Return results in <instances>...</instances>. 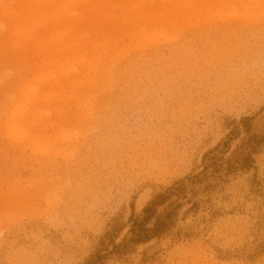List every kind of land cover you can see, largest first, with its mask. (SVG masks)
I'll return each instance as SVG.
<instances>
[{
  "label": "rangeland",
  "instance_id": "1",
  "mask_svg": "<svg viewBox=\"0 0 264 264\" xmlns=\"http://www.w3.org/2000/svg\"><path fill=\"white\" fill-rule=\"evenodd\" d=\"M103 1L76 21L72 46L89 36L103 55L80 86L59 74L71 58L55 34L23 48V32L0 33V264H84L98 250L104 264H264V0ZM50 70L68 97L17 141L2 125L15 93ZM256 142L253 166L229 171ZM177 182L185 193L157 211L170 228L131 245Z\"/></svg>",
  "mask_w": 264,
  "mask_h": 264
},
{
  "label": "bare ground",
  "instance_id": "2",
  "mask_svg": "<svg viewBox=\"0 0 264 264\" xmlns=\"http://www.w3.org/2000/svg\"><path fill=\"white\" fill-rule=\"evenodd\" d=\"M82 1V2H81ZM0 0V33L3 31V26L6 25L8 29V35L12 39L18 38L23 32L24 46L27 47V43L30 42L44 47L48 44V36L55 34L56 47L58 51H65L70 55L68 59L62 65L59 74H64L66 80L64 83H68L71 86H80V82L76 78L84 71L89 74L98 73L100 62L103 55L93 57L95 54V47L98 46V40L89 38V41L83 42L79 40L80 45H84L89 52L85 55L82 54V48L72 46L75 40H78L79 28L76 25L77 19L81 21L85 19V22L90 20V15L96 10L98 6L104 3L103 0ZM79 2H81L80 5ZM136 12L140 14L142 11L136 8ZM70 22H74V25L70 26ZM121 29H119L121 33ZM78 31L79 33L75 32ZM88 32V31H87ZM86 32V33H87ZM115 31L104 30L99 35L105 47L111 44L116 38ZM86 38V36H83ZM18 46L14 41L12 45ZM16 44V45H15ZM35 44V43H34ZM75 48V49H74ZM97 50V47H96ZM51 54V60H43L41 64L58 62L59 52ZM105 58V57H104ZM46 63V64H47ZM105 64V65H104ZM105 70H109V66L103 63ZM102 66V64H101ZM105 71V72H106ZM57 75H54V71H48L46 75L40 77H34L29 80L25 87L19 89L15 93L17 97L16 102H13L10 109V115L2 125L5 124V130L9 132L17 141L23 139H29L30 132L36 126L38 122L44 120L48 110V100L61 99L68 97V95L60 96L58 88L61 86ZM97 87L94 83L92 87ZM49 87L51 91L38 93L42 88ZM82 94V93H81ZM80 94V95H81ZM18 98H22L21 100ZM83 97H77L82 99ZM51 113V112H48Z\"/></svg>",
  "mask_w": 264,
  "mask_h": 264
},
{
  "label": "trees",
  "instance_id": "3",
  "mask_svg": "<svg viewBox=\"0 0 264 264\" xmlns=\"http://www.w3.org/2000/svg\"><path fill=\"white\" fill-rule=\"evenodd\" d=\"M245 120H249V118H245ZM249 127L246 130L249 132ZM235 131V130H233ZM232 131V133H233ZM224 144H228V141H224ZM259 142H256L254 145H251V150L247 153H242L241 157L237 161V165L231 166L229 171H234L237 169H249L254 164V158L252 154L258 152ZM177 186V187H175ZM175 186H170L163 192L158 193L155 198L151 201V203L144 209L145 217L142 222H136L130 232L133 234V237L129 239L130 244H141L150 241L154 238H160L163 234L167 232V230L172 225L171 219L173 217L172 212H168L164 218L157 216V211L160 206L165 205L168 201H170L173 196L180 195L185 193L186 187L184 184L180 185L178 182ZM153 222L151 227H147L149 223ZM129 246L128 244L125 248ZM101 250H98L92 257L84 264H104L102 262L105 258H108L109 254H101Z\"/></svg>",
  "mask_w": 264,
  "mask_h": 264
}]
</instances>
